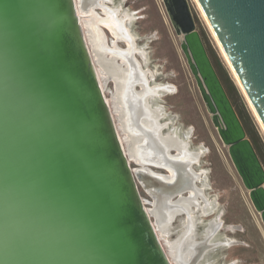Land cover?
I'll list each match as a JSON object with an SVG mask.
<instances>
[{
	"label": "water",
	"instance_id": "1",
	"mask_svg": "<svg viewBox=\"0 0 264 264\" xmlns=\"http://www.w3.org/2000/svg\"><path fill=\"white\" fill-rule=\"evenodd\" d=\"M198 1L264 125V0ZM163 2L264 223V166L190 2ZM146 204L77 1L0 0V264H172Z\"/></svg>",
	"mask_w": 264,
	"mask_h": 264
},
{
	"label": "rangeland",
	"instance_id": "2",
	"mask_svg": "<svg viewBox=\"0 0 264 264\" xmlns=\"http://www.w3.org/2000/svg\"><path fill=\"white\" fill-rule=\"evenodd\" d=\"M189 2L197 30L264 166L262 124L248 100L246 91L244 92L245 89L239 85L205 13H202L196 1ZM108 4L132 15L128 27L138 47L145 51L147 61L143 62L142 58H138L143 62L144 69L155 73V83L170 84L174 87V91L162 94L154 102L162 109V122L168 123L163 130L164 134L176 132L186 141H190L192 151L201 152L200 163L195 166V170L201 173L198 188L203 189L206 198L213 202L215 200L217 209H212L209 215L197 212L196 240L199 242L206 238L205 232L211 220L217 219L221 225L209 238L218 245L206 251L200 264H264V223L261 214L254 207L249 191L229 155L228 147L212 122L211 114L181 49V37L177 35L171 23L163 0H112ZM98 12L101 13V10ZM95 15L101 16L97 12ZM111 37L107 34L109 42ZM124 45L120 43L123 48ZM104 86L111 101L114 83L108 81ZM114 117L118 123L117 116ZM128 146L129 144L126 146L127 150ZM131 166L134 169L139 167L135 161H131ZM150 168L166 173L165 170ZM138 186L141 196L147 202L146 206L153 209L151 194L139 180ZM186 220L188 216L179 215L173 221L170 233H163L158 229L175 264L177 262L172 246L180 236Z\"/></svg>",
	"mask_w": 264,
	"mask_h": 264
},
{
	"label": "bare ground",
	"instance_id": "3",
	"mask_svg": "<svg viewBox=\"0 0 264 264\" xmlns=\"http://www.w3.org/2000/svg\"><path fill=\"white\" fill-rule=\"evenodd\" d=\"M77 1V5H78V12L80 14L81 17V21H82V25L84 27V32L86 34V39L88 42L91 44V48H90V44L88 42L90 51L91 49H93V53L95 56L94 60V56L92 54L97 72H98V68L97 65H100V69L103 73V75L105 74V65L104 62H102L100 55L97 53L96 48H95V40H94V36L91 30V25L93 24V20L95 21V19H99L101 20V16H96L95 12H96V6L102 8V10L105 12L106 16L108 17V20H103V24L105 25H122L123 26V35L128 39H132L134 36L132 35L131 31L129 30V24L132 20V15H130L128 12H121L120 8H115V7H111L108 5V2L112 1V0H76ZM93 1L92 4V9L88 10L85 9V5L87 2ZM197 2L199 9L202 11V13H205L203 8L201 7L200 3L198 0H194ZM89 8V7H87ZM81 12H86L89 13L90 15L92 14V18H90L89 15L87 14H82ZM123 13V14H121ZM206 15V14H204ZM207 17V16H206ZM89 18V19H86ZM84 19L85 22H84ZM208 19V18H207ZM209 21V20H208ZM210 23V22H209ZM211 25V24H210ZM212 27V26H211ZM85 28H87L85 30ZM115 29V28H114ZM213 29V28H212ZM87 31V33H86ZM214 31V30H213ZM115 33V31H114ZM215 33V32H214ZM87 34H88V38H87ZM96 34V33H95ZM216 35V34H215ZM214 35V36H215ZM100 40V39H99ZM124 41V40H123ZM118 42V41H117ZM123 43V42H122ZM219 43V42H218ZM100 44V43H99ZM107 45V44H106ZM221 45V43L219 44ZM222 46V45H221ZM107 48V47H106ZM123 48V47H122ZM223 48V47H222ZM119 49V48H118ZM223 52L225 51L224 49H222ZM104 51V50H103ZM102 52V51H101ZM111 52V51H110ZM131 52V51H130ZM226 52H224L225 54ZM107 54V53H106ZM116 55V54H115ZM227 55V54H226ZM225 55V56H226ZM120 56V55H119ZM123 56V55H122ZM228 57V56H227ZM226 57V59H227ZM105 58V57H103ZM229 59V58H228ZM129 60V59H128ZM98 63L96 65V62ZM229 65L231 66V69L233 70V73L239 83V85L241 86V88L244 90V87L240 81V79L238 78L233 66L230 64L231 62H229L230 60H227ZM137 64V63H136ZM143 64V63H142ZM135 65V64H133ZM138 66V65H137ZM121 67V66H120ZM130 67V66H129ZM134 67V66H133ZM125 68V67H124ZM139 68V67H138ZM130 69V68H129ZM133 70V69H132ZM131 70V71H132ZM108 73V75H111L114 72V69L111 67L109 69L106 70ZM127 70H125L124 74L126 73ZM139 71V70H138ZM130 73V72H129ZM127 74V73H126ZM143 74V73H141ZM100 81L102 83L103 89L105 91V86L103 84V80L100 77V74L98 72ZM118 72V76L121 79V85H124V75ZM130 75V74H129ZM146 76V75H145ZM129 80V79H128ZM114 81V80H113ZM118 82V81H117ZM151 82V81H150ZM126 83V82H125ZM145 85V81L143 82ZM137 85V84H136ZM143 85V86H144ZM147 85V84H146ZM128 86V84H127ZM119 87V85H117V88ZM140 87V86H139ZM137 89H139L138 87H136ZM157 94H159V90L161 89V87L157 88ZM131 90V89H130ZM166 90V89H165ZM168 91V90H167ZM121 92V91H120ZM119 92V93H120ZM142 92V96L147 92L146 88H143ZM245 92V90H244ZM106 93V92H105ZM135 93V91H134ZM246 93V92H245ZM118 95V94H117ZM247 95V94H246ZM119 96V95H118ZM121 96V95H120ZM136 96V95H135ZM134 96V97H135ZM107 97V95H106ZM129 97V96H128ZM133 97V96H130ZM153 97H155V95H153ZM248 97V96H247ZM126 98V97H125ZM141 98V97H140ZM108 99V97H107ZM129 99V98H128ZM136 100V99H135ZM248 100L250 101L249 97ZM118 101V100H117ZM146 101V99H145ZM108 102L110 104V107L112 109V112L114 114L113 111V106L112 103L110 101V99H108ZM119 102V101H118ZM140 102V101H139ZM147 102V101H146ZM251 103V101H250ZM140 104V103H139ZM126 105V104H125ZM129 105V104H128ZM132 105V104H130ZM134 105V104H133ZM121 106V105H120ZM127 106V105H126ZM134 107V106H133ZM253 107V106H252ZM142 108V107H141ZM116 111L118 112L119 119L122 123V119H123V110H120L119 106L116 107ZM130 109V108H129ZM147 112H146V117L145 119V124L152 126V128H155V131H158V133H161V129L162 126L161 124H159L160 121V115H161V111L158 108V106H154L153 108L151 107L150 103H147ZM255 109V108H254ZM255 114L258 117L260 123L262 124V127L264 129V125L260 119V117L258 116L256 110ZM129 112V111H128ZM144 114V113H143ZM115 116V115H114ZM129 116V115H128ZM132 117V116H131ZM144 117V116H143ZM115 118V117H114ZM133 119V118H132ZM141 119V118H140ZM116 120V119H115ZM126 120V119H125ZM117 123V122H116ZM118 125V123H117ZM122 128L125 127L123 126L122 123ZM145 128V127H144ZM119 132H120V137L122 139V142L124 144L126 153L128 154L129 159L131 157H133V146L135 145L134 142L135 140H131V142L129 143L128 146V150L126 147V144L124 142V139L122 137V133L121 130L118 126ZM165 129V128H164ZM125 131V129H123ZM154 130V129H153ZM163 131V130H162ZM139 132V130H138ZM150 132V131H149ZM154 132V131H153ZM125 133V132H124ZM135 133V132H134ZM152 133V132H151ZM126 134V133H125ZM140 135V133H139ZM143 135V134H142ZM154 135V134H153ZM163 135V134H162ZM132 136V135H131ZM134 136V135H133ZM159 137V136H158ZM157 137V138H158ZM162 137V136H161ZM156 138V137H154ZM155 140V139H154ZM162 142H163V148L162 150H167V151H162V157H164L162 163H156L157 166L161 167H165L168 170H170L171 174L170 175H162V174H158V173H154L152 171H147L146 174H140L138 172H136V170L134 169V171L136 172L138 179H140L143 182V185H145V188L147 189V191L153 195L155 197V199H157L158 201H154V208H148L150 214L152 215V220L153 218H155L153 221L155 223V228L156 231L158 233V236L162 242V244L164 245L165 249H166V244L162 241V237L160 235V232L163 233H170L171 232V226L173 224V221L182 214H186L188 216V220H186L183 223V228H182V232L180 234V236L177 238V240L173 243L172 246V251L174 254V259L177 262V264H200V260L203 258L204 254L206 253V251H208L211 248H215L218 243H214L213 239H210L213 234L216 233V231L219 229L221 223H219V221L217 219H213L209 222V225L206 229L205 232V239L203 241L199 242L196 240V227H197V212H202V214H208L212 209L215 210L217 209L216 205L214 204L213 201H211L209 198H206L203 194V189H199L197 190H193L190 192V194L188 196H183V194H180L179 196H182L181 198H179L178 200H176L174 203L181 205L180 208L175 209L174 208V203L172 202V200L174 198H171L170 195L172 194V192H170L169 190L161 187V185L163 184H169L171 188H179V190H188V189H182L181 186L183 184H185L186 182V178H187V171L185 170V162L183 160H181V158L179 160H171L168 158L169 153H168V149L171 148H175L178 150V155H180L181 157H187V158H193L194 160H198L200 158V154L201 152L199 151H189V142L186 141L184 138H182L181 136H179L176 132H170L167 135H165L163 137V139L161 138ZM130 141V140H129ZM141 141V140H140ZM142 142V141H141ZM151 142V141H150ZM149 142V144H150ZM161 142V141H160ZM157 143V142H156ZM159 145V144H158ZM141 146V144H140ZM151 146V145H150ZM149 146V147H150ZM154 147V146H153ZM156 147V146H155ZM143 149V148H142ZM154 149V148H153ZM144 150V149H143ZM159 150V149H158ZM161 150V149H160ZM142 151V150H141ZM155 151V150H154ZM174 151V150H172ZM140 152V151H139ZM144 152V151H142ZM159 152V151H158ZM170 152V151H169ZM156 153V152H155ZM139 154V153H138ZM144 154V153H143ZM152 154V153H151ZM151 154H147V155H151ZM155 155V154H154ZM136 156V155H135ZM152 156V155H151ZM159 156V155H158ZM157 156V158H158ZM149 157V156H148ZM170 157V156H169ZM140 158V157H139ZM132 159V158H131ZM130 159V161H131ZM149 159V158H148ZM152 159V158H151ZM186 159V158H185ZM138 160V159H137ZM145 160V159H144ZM147 160V159H146ZM192 160V159H190ZM153 161V159H152ZM151 161V162H152ZM188 161V160H186ZM192 161V162H193ZM159 162V161H156ZM190 162V161H189ZM194 163V162H193ZM148 166V165H147ZM153 166V165H152ZM149 166V167H152ZM192 166V165H190ZM156 167V166H155ZM200 169V168H199ZM193 171V170H192ZM169 172V173H170ZM189 173V172H188ZM192 173V172H191ZM191 175V174H190ZM201 176V173L198 175V177ZM191 177V176H190ZM192 179V177H191ZM190 179V180H191ZM194 180V179H193ZM197 181V180H196ZM198 182V181H197ZM188 184V183H187ZM195 185V183H194ZM193 188V187H192ZM197 189V188H196ZM205 189V188H204ZM190 190V189H189ZM205 191V190H204ZM176 192V191H175ZM205 193V192H204ZM186 195V194H184ZM216 203V202H215ZM213 213V212H212ZM209 215V214H208ZM218 221V222H217ZM159 222L161 224H159ZM159 229V231H158ZM204 233V232H203ZM224 244V243H223ZM219 247V246H218ZM166 252L168 253L170 260L172 262V264H175V262L173 261V258L171 257L170 253L168 252V250L166 249Z\"/></svg>",
	"mask_w": 264,
	"mask_h": 264
},
{
	"label": "flooded vegetation",
	"instance_id": "4",
	"mask_svg": "<svg viewBox=\"0 0 264 264\" xmlns=\"http://www.w3.org/2000/svg\"><path fill=\"white\" fill-rule=\"evenodd\" d=\"M108 3H110V2H108ZM92 4H93V1L87 2L85 5L86 6L85 9L91 10ZM87 7H89V8H87ZM98 10H101V13H99ZM96 12L101 15V20H99V19H97V20L95 19V21L93 20V24L91 25V30H92L93 35H96V36H94L95 48H96L97 53L100 55L102 62H104L105 74L103 75L102 71L100 70V65L95 61L96 65L98 64L97 65L98 72L100 74L101 79L103 80L102 82L104 85H106L108 81L114 80L113 81L114 92H113V95L111 97L112 106H113L114 113L117 116V121L119 123V128L122 132V137L125 138L124 142H125L126 146L131 142V140H135V142H134L135 145L133 146V155H132L133 157H131L132 159L131 158L130 159H131V161H135V163H137V165L139 166L138 168H135L136 172H138L142 175L146 174L147 171L154 172L155 170H152L149 166L153 165L152 168L160 169V167L157 166L156 163H162L164 157H162L161 153H162V151H167V150H164L165 148L162 150V148L164 146H163V142H162L161 138L163 139V137L165 135H167V134H164V131H162V130H164V128H166V125H168V123L162 122L163 112H162V109L158 106V108L161 111L160 121H159V124H161V126H162L161 133L159 134L158 131H155L154 127L152 128V126L145 124L144 118L146 117V112H147L146 107H147V103H150L152 108L154 106H157L154 103L155 100H157L159 97L162 96V94H164L166 92L169 93V92L174 91V87L170 84L155 83V73L151 72L150 70L144 69V67H143L142 63L147 61V56H146L145 51L142 50L140 47H138V45L135 41V37L127 40V38L123 35V31H122L123 26L122 25H105V24H103V20L104 21L108 20V17L106 16L105 12L102 10V8H100L98 6H96ZM87 15H89L90 18H92V16H93L90 14H87ZM86 19H89V18H86ZM85 29H87V28H85ZM114 31H115V33H114ZM86 33H87V31H86ZM107 34L112 36L110 42L107 39ZM87 38H88V34H87ZM88 42H89V39H88ZM122 42L125 44L124 45L125 48H122L120 46V43H122ZM89 44H90V42H89ZM90 48H91V44H90ZM91 51H92V54L94 56L93 49H91ZM103 57H105V58H103ZM138 57L142 58L143 62ZM94 60H96L95 56H94ZM133 64H135V65H133ZM111 67L114 69V72L111 75H108L107 74L108 72L106 70L111 68ZM125 70H127L126 71L127 74L126 73L124 74ZM118 72L120 74L122 73L124 75V77H125L124 80L126 79L124 81L123 86L120 84L122 78L121 79L119 78ZM141 73H143V74H141ZM144 81L146 82L145 85L143 83ZM127 84H128V86H127ZM117 85H119L118 88H117ZM136 87H138L139 89H137ZM159 87H161V89L159 90L160 93L157 94V91H158L157 88H159ZM143 88H146L147 92L142 96L141 91L143 90ZM134 91H135V93H134ZM153 95H155V97H153ZM130 96H133V97H130ZM145 99L147 102L145 101ZM130 104H132V105H130ZM117 106H119L120 110H123L122 111V113H123L122 123H123V126H125L123 128L121 127L122 123L119 119L120 115L116 111ZM123 129H125V131ZM138 130H139V132H138ZM139 133H140V135H139ZM154 137H156V138H154ZM149 142H150V144H149ZM140 144H141V146H140ZM188 148L190 151L191 150L190 142H189ZM141 150L144 152H142ZM172 150H174V151H172ZM168 153L170 156V157L168 156L169 159L179 160L181 158V160H183L185 162V170L187 171L188 176L186 178L185 184H183L181 186V188L182 189H188V190L186 193H184L186 195L183 194V196H188L190 194V192L192 191V189L198 191L200 189V188H198V183L200 182L198 180V178H199L198 175L200 174V172L195 170V166H197L200 163V158L197 161L196 160L193 161V158H190V159H192V160H190L187 157H181L180 155H178V150L175 148L168 149ZM147 154H151L152 156L147 155ZM157 156H158V158H157ZM151 158L153 159V161ZM186 160H188V161H186ZM156 161H159V162H156ZM190 165H192V166H190ZM161 170H165V169H161ZM167 170H165L166 173H160L158 171H155L154 173H158V174H162V175H164V174L170 175L171 174L170 170H168V171ZM190 176L192 177V179ZM138 180L143 184V182L140 179H138ZM194 183H195V185H194ZM144 187H145V185H144ZM151 196L153 198V205H154V201L156 203V201H158V200L155 199V197L153 195H151ZM181 197L182 196H179L178 198L177 197L174 198L172 200V202L174 203L176 200H178ZM173 205H174V208L176 207L175 209H178L181 207V205L176 204V203H174Z\"/></svg>",
	"mask_w": 264,
	"mask_h": 264
}]
</instances>
